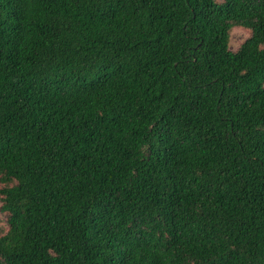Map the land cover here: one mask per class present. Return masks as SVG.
Returning <instances> with one entry per match:
<instances>
[{"label":"trees","instance_id":"1","mask_svg":"<svg viewBox=\"0 0 264 264\" xmlns=\"http://www.w3.org/2000/svg\"><path fill=\"white\" fill-rule=\"evenodd\" d=\"M0 214V264H264V0H0Z\"/></svg>","mask_w":264,"mask_h":264},{"label":"rangeland","instance_id":"2","mask_svg":"<svg viewBox=\"0 0 264 264\" xmlns=\"http://www.w3.org/2000/svg\"><path fill=\"white\" fill-rule=\"evenodd\" d=\"M247 38V33L240 30L234 29L230 33V40H229V49L235 50L239 44H241ZM4 221V216L0 214V223L2 224Z\"/></svg>","mask_w":264,"mask_h":264}]
</instances>
